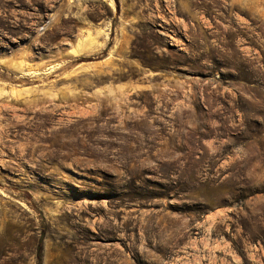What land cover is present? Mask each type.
Listing matches in <instances>:
<instances>
[{
    "label": "rangeland",
    "instance_id": "obj_1",
    "mask_svg": "<svg viewBox=\"0 0 264 264\" xmlns=\"http://www.w3.org/2000/svg\"><path fill=\"white\" fill-rule=\"evenodd\" d=\"M0 264H264V0H0Z\"/></svg>",
    "mask_w": 264,
    "mask_h": 264
}]
</instances>
